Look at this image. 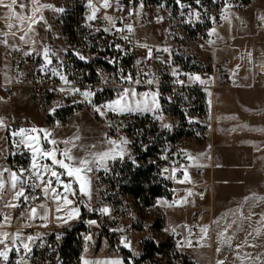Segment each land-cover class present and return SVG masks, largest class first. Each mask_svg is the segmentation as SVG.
<instances>
[{"label": "rangeland", "instance_id": "1", "mask_svg": "<svg viewBox=\"0 0 264 264\" xmlns=\"http://www.w3.org/2000/svg\"><path fill=\"white\" fill-rule=\"evenodd\" d=\"M45 2L65 7V0H45ZM190 4L196 7L194 0ZM175 14L174 19L164 26L146 24V18H144L138 24L142 26L137 31V38L149 45L170 47L173 52L172 63L182 73L199 75L206 83L196 82L181 88L179 85L173 84L174 77L169 74L170 69L168 68V89L160 91L162 94L160 102L166 122L174 125L172 131L162 130L159 122H154L151 115L138 117L149 116L163 133L172 134L174 131L180 130L186 134L185 137L178 139L173 137L170 141L166 139V135L159 138L157 135L156 142H162L160 153L156 154L154 158L148 159V162L161 169L170 168V172L172 167L184 165L187 167L192 183L179 184L176 179L165 178L167 184L170 185L171 196L156 199L154 205L149 208H143L138 203L135 204L127 195L118 194L121 192L118 188L124 182L123 176L118 171L116 172L119 175L113 174L114 170L129 164L134 168L148 165L140 160L141 157L132 146L133 144L130 145L131 155L136 160L135 165L125 157L123 161L111 164L113 171L110 174L100 173L101 198L113 209L112 217L114 219L101 217L99 214L88 212L85 209L88 215L96 216L95 220L100 225L99 227L89 226L85 224L88 219L83 221L84 226L88 229L86 234L93 236V240L88 243L92 244V252L88 249L89 253L86 254L89 258H92L98 250L105 251L106 246L102 245L100 240L95 241L97 233H100L108 241L107 253L109 255L116 253L123 257L121 250L128 251V249L120 247L119 251H116L121 233L113 232L111 229L124 227L130 231L131 236H127L132 240L133 247L140 253L136 260L142 256V246L145 242L171 241L172 247L167 253L168 255L158 254L154 261H146L142 264H188V262L195 264L189 256L194 248H178L177 240L170 231L171 228H176V231L181 230L187 236L189 232L184 227L185 225L190 228L195 223L197 227L203 221L208 223L211 221L210 212L212 209L210 212L208 210L213 205L215 208L216 204L217 210L225 209L227 207V204L223 203L225 200H229L236 194L247 197L256 193L259 195L260 192L257 188L259 186L262 188L264 185V179H262L264 168L257 169L260 166L264 167V165H260V159H258L261 149L254 150L253 154L238 149L244 143L255 145L254 141H264V19H262L264 18V0H253L248 7L240 11L232 10L230 22L223 21L218 17L216 23L210 24L209 28H216L220 36L228 39L227 42L221 40L222 38L217 42L215 41L217 38L215 39L213 36L210 37V40H214L215 43L203 41L204 27L201 25L203 21L200 25H198L199 22L180 23L182 18L179 16V9ZM44 15L51 24L52 31L46 33L40 26H37V30L54 49H63L67 46L65 35L62 34L63 15L54 14L52 11H45ZM259 18L262 20L261 25L258 24ZM183 19H187V17ZM140 49L142 54L146 52L145 49ZM3 55L5 57L4 53ZM7 60L10 64L8 75L16 77L17 74L11 68L9 58ZM26 75H29L28 72ZM25 76L19 77L22 81L19 83L13 82L7 86L0 83V97L3 98L0 100V117H3L13 129L19 127L48 129L58 140L70 137L79 130L80 142L83 144L100 141L105 133L116 138L117 133L107 126V121H116L120 117L109 113L107 118H102L93 112L91 106L72 103L73 99H79V97L65 99L58 92L33 88ZM180 78L187 80V76L184 75ZM100 94L101 92L94 98V102L103 103L114 98V96L112 98L99 96ZM168 97H171V100ZM56 102H62L64 106L58 108L54 115H50L49 109ZM173 110L179 111L184 120L173 115ZM57 121H59V126L56 125ZM132 122L133 124L137 123L134 120ZM138 122L139 127L137 126L135 129L136 132L144 128L151 129L149 121L144 124L143 121ZM254 129H258V131ZM121 134L128 136L124 131ZM6 135L4 130H0V149L4 150L0 154V163L3 165H6L8 155L16 150L10 140L2 139ZM130 139L134 141L133 138ZM182 149L193 157L198 156L199 159H187L181 153ZM213 149L215 150L214 162L212 161ZM163 155H167L168 159H162ZM233 156H244L245 159L242 158L240 161L232 158ZM28 163L27 155H22L14 164H9L8 168L16 170L21 166L27 167ZM242 165L249 166V169L243 170L242 167L246 166ZM251 175L255 176L253 181L249 180ZM113 177L120 181V184L114 185L115 188L104 182V180ZM176 177L182 178V172H177ZM239 185L240 187H238ZM189 191L192 192L191 196H187ZM185 196H187V203L179 206H167ZM93 203L96 204L95 199ZM20 211L21 209L17 208L15 213L9 212L13 217L12 227L7 229L9 232L16 231L20 224L16 220L17 213ZM79 222L80 219L73 226L54 227L51 230L37 226L40 225L37 223L36 226L23 230L25 236L27 232L28 234H43L44 244L37 248L39 250L47 248L48 250L46 255L43 257L38 255L36 258L33 257L36 246H33L31 264H54L51 256L56 252L62 238L66 236V232ZM159 225H161V229H157ZM61 233L63 234L62 238L57 241L56 235ZM51 236H55L53 242L49 240ZM198 242L201 247L204 245L201 234L198 237ZM262 247L259 251L254 250L253 247L242 250L241 257L245 253H250L253 258L259 257V259H244L243 264H264V261H259L264 256V246ZM234 252L236 251H229L224 259L222 258L224 264H241V260L231 259L230 256ZM17 257V253H10L11 264H15ZM54 260L56 264H61L58 254Z\"/></svg>", "mask_w": 264, "mask_h": 264}, {"label": "snow or ice", "instance_id": "2", "mask_svg": "<svg viewBox=\"0 0 264 264\" xmlns=\"http://www.w3.org/2000/svg\"><path fill=\"white\" fill-rule=\"evenodd\" d=\"M210 2L220 6L219 18L230 22L231 9L234 7L231 0H210ZM174 3L179 9V16L182 18L180 23L202 22L204 17H207L211 23L217 22L216 16L208 15V9L203 0H194L196 7H193V4L183 2V0H174ZM86 6L88 14L85 17V26L89 32L83 37L86 42L85 46L91 44L89 37L95 39L98 33L111 35L114 38L118 37L125 42L124 44L116 43L113 39L107 43L106 47L118 55L104 57L107 64L115 66L116 72L109 76L99 70L97 71V75L101 78L102 87L94 89L77 86L76 82L69 78L66 71L67 63L64 58L70 54L79 61L89 64L92 60L99 59L98 55L90 57L76 48L54 49L40 35L37 26L42 27L46 33L52 31V26L44 15L45 11H52L57 15H63L66 12L64 7L47 3L45 0H0V8L5 9V12L0 14V19L5 20L6 27V30H0V46L6 49L4 68L10 67L7 57L11 56L13 52L18 53L21 57V60L16 63L18 69L16 77L9 76L7 71L4 72V86L13 82H22L19 77L24 76L25 73L19 70V64L33 59L37 61L32 69L34 74H38L41 79L56 78L59 81L58 86L49 88L48 91L58 92L65 99L79 97V99L72 100L73 104H87L91 106L94 113L102 118H107L109 113L116 117L125 118L151 115L154 122H159L162 130L172 131L174 125L166 122L163 115L159 77L156 73L146 70L149 67L147 62L158 61L168 67L170 69L169 74L174 77L173 84L179 85L181 88L196 82L205 84L206 81L201 79L199 75L182 73L172 63L173 52L170 47L149 45L147 42L136 38V26L147 16L145 0H86ZM166 8L167 0H160L154 17L157 23H163L165 20V16L160 15V12ZM168 15L172 16L170 11ZM184 17L187 19H183ZM216 34L214 27L208 32L210 37ZM208 42L213 43L214 41ZM98 43L97 41V45ZM133 47L145 49L146 55L134 61L135 72H126L120 66L121 60L131 53ZM162 53H167L168 59H161L160 54ZM182 75L187 76V80L181 79ZM108 85H114L112 88L114 98L103 103L94 102L98 93L105 91V86ZM141 87L144 90L138 91ZM2 99L0 97V100ZM168 99L171 100V97ZM209 103L211 102L209 101ZM63 106L62 102H56L49 109V114L54 115L57 109ZM56 125L59 126V121L56 122ZM107 126L117 133L116 138L105 133L100 141L83 144L80 142L79 130L70 137L58 140L48 129L36 127L13 129L3 117H0V130L7 133L2 139L10 140L13 148L16 149L11 154L27 155L29 160L27 167L21 166L16 170L0 166V264H11L10 253L12 252L19 254V259L15 261V264H29L33 246H43V234L24 235L23 229L32 227V221L54 220L60 224H68L69 221L81 219L82 208L88 212L97 213L101 217L114 219L112 217L113 209L110 205L105 204L101 198L100 173L110 174L113 171L111 164L116 161H123L125 157L135 165L136 160L132 157L129 147L135 141L127 135L121 134L128 127V123H125L124 120H108ZM135 135L139 138L143 135V130H137ZM141 147L145 151L148 149V145L143 142H141ZM3 151L0 149V154ZM180 151L189 160L199 159L198 156L193 157L183 149ZM161 158L168 159V156L163 155ZM164 171L168 172L169 169L165 168ZM177 172H182V178L176 177ZM169 178L176 179L179 184L192 183L187 167L184 165L172 167ZM191 195L192 192L189 191L187 196ZM187 196L181 197L167 206H179L187 203ZM94 199L96 200L95 205ZM249 200L264 201V197H256L253 194L250 197H245L246 202ZM37 201L39 203H36ZM17 208H20L21 211L16 220L23 221V223L17 226L16 231L9 232L7 229L12 227L13 217L4 209ZM240 215L244 220H251V214L243 216L241 213ZM260 221L264 222V215H261ZM85 223L89 226H100L95 219L87 220ZM233 224H236V220L228 224L224 231L226 232ZM37 226L47 227V223ZM184 227L191 234V229L187 225ZM237 230H241L239 225H237ZM111 231L121 233L116 251L118 252L120 247L128 249L130 256L127 258L119 255L89 258L86 255L87 245L93 240V236L86 234L83 236L86 242L85 254L80 257V264H136V258L140 256V253L133 247L132 240L125 234L126 229L118 227L111 229ZM170 231L176 234V228H171ZM200 231L202 233L201 239H204L207 236L208 228L202 227ZM255 231L257 236L260 235L259 229ZM62 235V233L56 235L57 241L62 238ZM220 235L223 237L224 232H221ZM38 241L39 243H37ZM224 242L231 247L230 238ZM244 243L248 247H257L256 244H248L247 240ZM192 246L193 241L191 239L177 241L178 248ZM240 247L241 245L236 247V259L241 260V264H243L244 259H259V257L253 258L250 253H245L241 257ZM216 251L219 252L220 248H217ZM217 264H224V261L218 260Z\"/></svg>", "mask_w": 264, "mask_h": 264}, {"label": "built area", "instance_id": "3", "mask_svg": "<svg viewBox=\"0 0 264 264\" xmlns=\"http://www.w3.org/2000/svg\"><path fill=\"white\" fill-rule=\"evenodd\" d=\"M253 0H231V2L234 4V7L231 10L240 11L248 7ZM160 2V0H145V9H146V24L149 25H157V26H164L168 22H170L173 17L176 15L175 12H177L178 8L174 3V0H167V8L164 10H161L160 15L165 16V20L163 23H157L154 19L155 13H156V7L157 4ZM185 3H192L193 1H183ZM205 6L208 9V15L209 16H216L217 18L220 16V6L219 5H213L211 4L210 0H205ZM66 12L63 14V31L62 34L65 35V39L67 42V46L64 48H76L80 51H83L85 55L87 56H93L98 55L99 59H94L91 61V63L86 64L82 61H79L76 57L72 55H68L65 58L67 63V73L69 75V78L74 80L79 87H92L94 89H98L102 87L101 78L99 75H97V71L107 74L109 76H112L116 72L115 66L109 65L105 62L104 57H111L114 55H118V53L113 52L112 50L108 49L106 47L107 43L109 41H112L115 39L116 43L124 44L125 42L120 40L118 37L114 38L111 35L98 33L96 35V38L89 37V40L91 41V44L88 46H85L86 42L83 40V37L86 36L89 32V29L85 26L86 21L85 17L88 14V9L86 6V0H65V7ZM169 11L171 12L172 16L170 17L168 15ZM151 21V22H149ZM98 23V22H97ZM203 24L199 22L198 25H203L204 31L202 39L205 42L209 41V27L211 22L208 20L207 17H204ZM258 24H260V19H258ZM144 25V24H143ZM142 25L136 26V38H137V31ZM97 41L99 42L97 45ZM140 48L133 47L131 53L123 57L121 60L120 66L124 68V70L127 71H133L135 72L136 69L133 67L134 61L138 58L144 57L146 55L145 53L140 52ZM3 53L6 54V49L3 47ZM161 59H168L167 53L160 54ZM11 68L13 69L14 73L17 74L18 69L16 66L17 61L21 60V57L18 53H12L11 56H8ZM172 60V57H171ZM36 60L29 59L27 62H22L19 64V70H22L25 75L26 72H28L29 75H24L26 79H28V82L30 83V86L33 88H37L39 90H48L49 88H52L54 86L59 85V81L56 80V78H53L51 80H48L47 78L41 79L38 74H34L32 69L35 67ZM55 62V61H54ZM148 68L146 70H149L153 73H156L159 77V90H165L168 89V81H169V74H168V67L165 65L159 63L158 61H148ZM40 82H37V81ZM1 86V85H0ZM3 86V85H2ZM114 85H108L105 86V91H112V88ZM144 88L141 87L138 89V91H143ZM104 92V91H103ZM102 93V92H101ZM16 151V150H15ZM13 151V152H15ZM12 152V153H13ZM22 155H8L6 160V166H9V164H14L19 157ZM5 165V164H4ZM1 166V164H0ZM165 168H162L160 170V176L161 178H168L171 176L170 168L168 172L164 171ZM173 197H175L173 195ZM36 203H39L37 201ZM88 225L87 223H85ZM191 234L188 233L187 236L179 230L176 231V234H174V237L177 241H184L185 239H191L193 241L192 247H186V248H198L200 245L198 242V229L195 226V223H193L190 226ZM126 235L131 236L130 231L126 229Z\"/></svg>", "mask_w": 264, "mask_h": 264}, {"label": "trees", "instance_id": "4", "mask_svg": "<svg viewBox=\"0 0 264 264\" xmlns=\"http://www.w3.org/2000/svg\"><path fill=\"white\" fill-rule=\"evenodd\" d=\"M186 2L193 1V0H183ZM99 96H109L108 98H112L113 92L104 91ZM172 114L176 117L184 120L183 115L176 110L172 111ZM119 120H124L125 123H128V127L124 129V132L128 134L130 138H133L135 143H133V147L141 157L144 163L148 165H143L139 168H134L132 165H127L125 167H121V169L114 170L113 174L116 175V171H118L123 177L124 184L119 186L118 194L127 195L128 198L134 203H138L142 205L143 208L152 207L158 198L162 197H170V185L167 184L164 178H161L160 170L156 165L149 163L148 159L154 158L156 154L160 153V146L161 143L156 142L157 135L158 138L166 135L167 140H172L173 137L175 138H182L185 137L186 134L180 130L174 131V133H163L161 132L156 125L151 121L149 116L139 118L138 116H131V117H120ZM137 123L133 124L132 121ZM149 121L151 125L150 130L143 129V135L137 138L135 135V129L137 126L139 127V122ZM152 122V123H151ZM142 125V124H141ZM144 126V125H143ZM152 139V140H151ZM141 142L148 145L147 151L143 150L141 147ZM164 166V165H162ZM111 180V181H110ZM104 182L109 183L110 187L115 188L114 185L120 184V181L113 177L112 179H106ZM95 215H88L84 208L81 209V219L80 222L73 227L71 230L66 232V236L62 238L61 243L58 245L56 252L51 256V260L54 264L55 256L58 254L61 264H80V257L82 256L83 252V235L88 232V229L84 226L83 221L88 219H95ZM157 229H161V225L157 226ZM55 236H51L49 240L53 242ZM143 254L142 256L136 260V264H142L146 261L152 262L154 261L156 255H168L170 248L172 247L171 241L155 243L154 241H148L143 244ZM48 252L47 248L39 250V248L35 247L33 251V257H43ZM121 254L123 257L127 258L130 256V253L126 250H121ZM188 264H192L188 262Z\"/></svg>", "mask_w": 264, "mask_h": 264}, {"label": "crops", "instance_id": "5", "mask_svg": "<svg viewBox=\"0 0 264 264\" xmlns=\"http://www.w3.org/2000/svg\"><path fill=\"white\" fill-rule=\"evenodd\" d=\"M3 12H5V9L0 8V14H2ZM13 22L15 23V21H13ZM261 24H262V20L260 19V25ZM0 30H6L4 19H0ZM209 30H210V28H209ZM216 32H217V30H216ZM213 37L215 39L217 38L215 40L217 42H219L220 38H222L221 40H223L224 42L228 41V39L226 37L220 36V34H218V32L216 35H213ZM209 40H210V36H209ZM215 41H214V43H215ZM238 50L240 51L239 47H238ZM0 61H1L0 62V70H1L0 83H4L3 79H2L4 76V72L8 71L9 68L8 69L4 68L5 57L3 55V46H0ZM255 131H258V129ZM254 143H255V145L252 143L251 144L244 143L241 146H239L238 149H240L242 151L245 150V152H247L248 154L249 153L253 154L254 150L258 151L259 149H261V153L259 155L260 157H258V159H260L259 160L260 165H264V153H263L264 152V141H259V142L254 141ZM214 151L215 150L213 149V157H212L213 162L215 161L214 160V158H215V156H214L215 152ZM232 158H235L236 160H240V161L242 158L245 159L244 156L243 157L233 156ZM244 162L246 163V161H244ZM0 164L2 167H8L6 165H3L2 163H0ZM242 166H246V167H242L243 170L249 169L248 168L249 166H247V165H242ZM263 168H264L263 166L257 167V169H263ZM252 174H254V173H252ZM253 177H255V176L251 175L249 177V180L253 181ZM262 179H264V174H262ZM238 187H240V185ZM257 189L260 193H259V195L256 193L255 194L256 197H264V185L262 188L259 186ZM245 197H247V196H243V195L238 196L236 194L235 196L231 197L229 200L228 199L225 200L223 203L227 204V207L225 209H222V210H217L216 204H215V208H214V205L212 208L211 207L209 208V210H208L209 212H210V209H212V212H210L211 213L210 214L211 221L209 223L206 221H203L202 224H198V226H197L198 237H200V234L202 236V233L200 231V229L202 227L208 228L207 236L204 239H202L204 241V245L202 247L199 246L198 248H194V250L189 254L191 260L195 264H217V261L222 260V258L224 259V256L226 254H228L229 251H236L237 245H241V247L239 248V252H242V250L247 249L248 246L244 243L245 240H247L248 244H256L257 247H253L254 250H256V251H259L260 247L264 246V222L260 221L261 215H264V201L249 200L246 202ZM248 206H250V207H248ZM16 210L17 209H5L4 211L8 212V213L9 212L15 213ZM241 213H243V216H248L249 214H253V215H251V220H244L242 218V216L240 215ZM18 215H19V213H17V216ZM233 220H236V224H233L232 227L229 228L225 232L224 231L225 227L228 224H230ZM76 221L77 220H72V221H69L68 224H60L59 222H56L54 220H49V221L35 220V221H32V224H33V226H36L37 223L38 224L47 223V227H43V228H48L51 230L54 227L73 226ZM217 221H218V223H216ZM18 223L22 224L23 221H18ZM237 225L240 226L241 230H237ZM26 228H29V227H26ZM26 228H24L23 230H25ZM256 229H259V231H260V235H258V236H257L256 231H255ZM221 232H224L223 237H221V235H220ZM249 233H252V235H249ZM26 235H28V232ZM95 238H96L95 241L97 240V242H98L100 240L101 244L106 246V247L104 249L105 251H99L98 250L97 252H95V255H93L92 258L109 257V256L118 255L116 253H112L111 255H109L107 253L108 248H109L108 241L105 240L100 235V233H97ZM229 238H230L231 247H229L228 244L224 242L225 240H229ZM85 246H86V242L84 241V248H83L82 255L85 254V252H84ZM87 246H88V249H90V252H92V244H90V245L88 244ZM217 248H220L219 252L216 251ZM87 253H89V250L87 251ZM221 255H223V257H221ZM230 257H231V259L235 260L236 259V252H234ZM17 259H19V254H18V257L16 258V260ZM259 261H264V256ZM29 264H31V262H29Z\"/></svg>", "mask_w": 264, "mask_h": 264}]
</instances>
